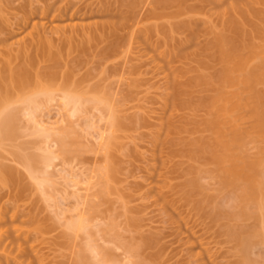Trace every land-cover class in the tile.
<instances>
[{
	"label": "rangeland",
	"instance_id": "obj_1",
	"mask_svg": "<svg viewBox=\"0 0 264 264\" xmlns=\"http://www.w3.org/2000/svg\"><path fill=\"white\" fill-rule=\"evenodd\" d=\"M232 20L247 34L243 73H264V0H0V79L33 77L0 82L16 115L0 135V264H264V210L234 219L257 209L200 151L218 140L211 43ZM258 79L226 88L244 103L226 137L242 131L234 152L258 164L264 205ZM42 86L54 98L27 102Z\"/></svg>",
	"mask_w": 264,
	"mask_h": 264
},
{
	"label": "bare ground",
	"instance_id": "obj_2",
	"mask_svg": "<svg viewBox=\"0 0 264 264\" xmlns=\"http://www.w3.org/2000/svg\"><path fill=\"white\" fill-rule=\"evenodd\" d=\"M228 29H229L228 33L218 35L216 40L213 43H211V47L216 49V55L214 54V56L223 65L221 72L218 73L211 80V82H213L214 84H217L219 86L217 89V94L215 96H213L212 98H210L208 101V106H209L210 112L213 115V118L211 120H209V127L212 131H214L217 134L218 140L214 144L205 143L202 146V149L200 151L204 152L205 150L210 149L211 154H212L211 155V161L214 164H216L218 167V170L221 174L222 184H223L224 188L236 189L237 190L236 192H239L237 194L239 195V198H240L241 203L239 202V200H238V202H239V206L241 204V207H242L241 209H243V208L249 209L250 206L254 207L253 210L257 209V211L255 210L256 213L253 211L254 214H251L252 211L250 213L249 212L250 210L245 211V209H243V210H240L241 214L240 213L238 214L239 211L238 212L235 211L237 214H235V212H233L234 216H232L233 213H231L230 216L235 217L234 219H236V217L237 218H239V216L243 217V216L248 215V213H249L250 216H254V217L259 218V216L262 217V215H260V214L258 215V213H260L261 210H264V205L262 204L263 201L261 200V196H260L262 194V192H261V190H262L261 185L262 184L258 183L259 172H258V168H257L258 166H256L258 164L257 163H255V164L249 163V165H247L246 164L247 162H245L242 159V156L238 155L234 152V149L237 146H240V144H241L242 135H243L242 131L238 130L235 127L233 129L232 139L228 140L226 137L227 136L226 125L228 123L227 122L228 117L232 113H237L243 107V104H244L243 103V97L241 95V92L230 93V92L226 91V88L230 87V86H240V85L242 86L243 84L246 85L248 83L251 85L252 82H253L252 84L254 85V81L256 82L257 80H259L258 78L264 77V73L261 71L253 72L250 75H246L243 73L244 67H245L244 66L245 65V56L242 54L241 51L247 44L246 43L247 40L245 39V37L247 35L246 31L244 29L243 24L241 22H239L238 20H232L229 24ZM3 72L6 75H3V77L0 79V82H2L3 80L9 79L12 82L16 83L18 88L26 87L33 80L31 72H29L28 69H26V68L20 69L19 71H16V72L10 71L9 69L4 68ZM62 89L64 90L63 95L66 98L65 100H67V102H65V103H67V105H68V103L71 104L74 102L73 107H76V104H78L80 102V100H79L80 96L78 97V96H76L77 94L70 92V91L68 92V85H66V84L63 86ZM65 89H67V90H65ZM51 90L52 89L49 90V87H47V86H42L40 88V90L31 93L32 95L30 94L29 97L27 96L28 98L26 101L27 102L29 101L32 104L37 103V102L39 103L38 100L43 99V98L38 99V97H41V95H44L46 98L49 97L48 99L51 100L50 96L53 97V93ZM10 92L11 91H10V88L8 85H5L4 87L2 86V91L0 92V109L1 108L2 109L4 108V109L3 110L1 109L2 111L0 110V135L3 132H5L4 131L5 129L6 130L9 129V127L12 124H10V122L8 124V121L12 122L16 116L15 114L13 115L12 113H10L9 110L5 111V108L8 107L9 104H11L10 103L11 102L10 101ZM183 93H184V91H180V94H183ZM46 98H45V100H46ZM261 98L262 97H258V100H255L256 102H254L255 106L253 108V114L257 119L258 128L260 130H264V100ZM96 99H99V97H95V100ZM234 99L236 100V102ZM256 99H257V96H256ZM103 100H105V99H103ZM103 100H101V101L105 103V101H103ZM97 102H98V100H97ZM79 105H80V103L78 104V106ZM37 106L38 105H36V108H37ZM30 107H31V105H29V107H27V108H30ZM33 107H35V106L33 105ZM33 107H31L29 109L28 113L30 112V110ZM73 109H72V111H73ZM75 109L78 111L80 108L79 109L75 108ZM76 110L74 112H76ZM31 113L33 114L32 111H31ZM34 120L38 121L36 119H34ZM7 125H10V126H7ZM42 129H43V132H46V133L48 132V130L49 131L51 130V129L47 128L48 130L46 131V130H44V127ZM52 131L55 133V131L53 129H52ZM101 133L102 134L100 136H103L104 135L103 132H101ZM54 138L56 139L57 137H54ZM59 139L57 141L61 143L60 140H62V137L60 140ZM63 144H65V143H63ZM30 163H32V162L30 161ZM30 163H29V166H31V168H33L34 164L32 163L33 164L32 165ZM194 185H197L196 181L194 182ZM196 187H199V186L197 185ZM238 195H236V196H238ZM85 196L83 195V197H85ZM250 203H253L255 205H253V204L250 205ZM236 205H237V203H236ZM255 206H257V207H255ZM262 207H263V209H262ZM258 209H259V211H258ZM260 220H262V219H260ZM81 222H80V226L82 225ZM86 223H87V221H86ZM74 224H76V223H74ZM72 227H74V226H72ZM236 237H237V235H236ZM96 253H99V252L96 251ZM107 254L108 253L105 252L104 255H107Z\"/></svg>",
	"mask_w": 264,
	"mask_h": 264
}]
</instances>
